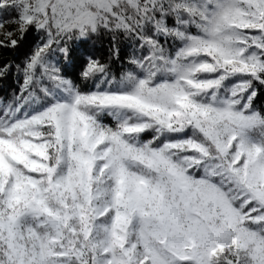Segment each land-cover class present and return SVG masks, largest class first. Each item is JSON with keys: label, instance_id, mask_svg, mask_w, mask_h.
<instances>
[{"label": "snow or ice", "instance_id": "1", "mask_svg": "<svg viewBox=\"0 0 264 264\" xmlns=\"http://www.w3.org/2000/svg\"><path fill=\"white\" fill-rule=\"evenodd\" d=\"M29 32L0 59V264H264V0H0V50Z\"/></svg>", "mask_w": 264, "mask_h": 264}, {"label": "trees", "instance_id": "2", "mask_svg": "<svg viewBox=\"0 0 264 264\" xmlns=\"http://www.w3.org/2000/svg\"><path fill=\"white\" fill-rule=\"evenodd\" d=\"M35 37V32H29L25 42L15 51L5 52L0 50V59L7 57L13 60L15 63H20L26 55L29 54L32 47V42ZM120 60H116L113 65V71L119 75L122 70V65L127 66L128 57L131 55V47L126 44H121ZM109 38L101 35L93 38L85 43H82L78 47V54L74 58V61L68 65H62L64 71L67 74L76 75L80 71V66L83 63L84 56L89 54L99 56L102 59L107 58L109 55ZM83 53V55H80ZM18 80L15 75L10 74L7 77H0V99H7L15 90L18 89ZM257 104H264V95H261L257 100ZM105 123H111V118L107 117L104 120Z\"/></svg>", "mask_w": 264, "mask_h": 264}]
</instances>
